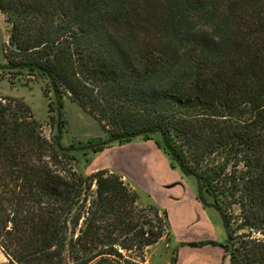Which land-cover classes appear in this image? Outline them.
Returning <instances> with one entry per match:
<instances>
[{
	"label": "trees",
	"instance_id": "16d2710c",
	"mask_svg": "<svg viewBox=\"0 0 264 264\" xmlns=\"http://www.w3.org/2000/svg\"><path fill=\"white\" fill-rule=\"evenodd\" d=\"M0 73L40 82L54 132L0 96V249L11 264H148L166 210L78 170L153 140L220 215L229 264H264V0H0ZM65 99L102 134L64 145ZM215 243L188 242L189 245ZM184 244V243H182ZM175 250L168 264H174Z\"/></svg>",
	"mask_w": 264,
	"mask_h": 264
},
{
	"label": "crops",
	"instance_id": "0c3cea01",
	"mask_svg": "<svg viewBox=\"0 0 264 264\" xmlns=\"http://www.w3.org/2000/svg\"><path fill=\"white\" fill-rule=\"evenodd\" d=\"M81 160L86 162L83 173L101 168L117 172L137 191L139 204L155 203L166 210L170 239L165 244L175 250L174 264H229L220 246L224 241L223 226L219 239L210 221L213 208L198 200L194 178L171 167L153 140L113 144ZM203 240L216 243L186 244ZM173 251L163 264L169 263Z\"/></svg>",
	"mask_w": 264,
	"mask_h": 264
},
{
	"label": "rangeland",
	"instance_id": "374dc122",
	"mask_svg": "<svg viewBox=\"0 0 264 264\" xmlns=\"http://www.w3.org/2000/svg\"><path fill=\"white\" fill-rule=\"evenodd\" d=\"M9 30L10 25L5 20L4 15L0 12V62H3L4 60L2 48L7 41ZM41 88L42 84L37 81H27V84L25 85L21 82L11 84L6 79V77L0 73V96L13 98L25 104L32 113L33 117L42 124V133L49 137L54 132V128L49 122V116H51L53 112H48L47 107V100L50 96V93L47 92V96L43 95ZM63 111L66 118V123L61 131L60 142L62 144L68 145L72 142L84 141L90 137H95L102 134L98 121L84 112L76 103L70 101L69 99H65ZM85 165L86 162L81 160V158H78V162L76 164L78 170L82 172ZM212 210L213 212L209 213L210 221L215 229V235L220 239L219 235L222 231L220 215L214 208ZM165 241L167 240L163 238L162 240H159L157 244L155 243L147 248L145 252V258L148 264H163L164 262H167L170 254L173 251V248H170L168 245H166ZM0 264H11L1 249Z\"/></svg>",
	"mask_w": 264,
	"mask_h": 264
}]
</instances>
